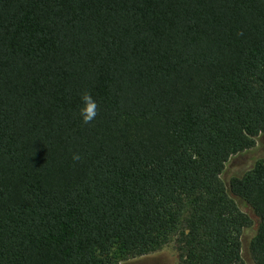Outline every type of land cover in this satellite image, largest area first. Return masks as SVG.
<instances>
[{"label":"trees","instance_id":"trees-1","mask_svg":"<svg viewBox=\"0 0 264 264\" xmlns=\"http://www.w3.org/2000/svg\"><path fill=\"white\" fill-rule=\"evenodd\" d=\"M259 134L264 0H0V264H264Z\"/></svg>","mask_w":264,"mask_h":264},{"label":"rangeland","instance_id":"rangeland-1","mask_svg":"<svg viewBox=\"0 0 264 264\" xmlns=\"http://www.w3.org/2000/svg\"><path fill=\"white\" fill-rule=\"evenodd\" d=\"M262 158H264V134H259L255 137L253 147L234 154L227 160L220 176L225 184H228L232 177L241 176ZM240 207L249 212L253 218V224L245 228L241 234V255L245 264H255L249 253V242L255 234L258 220L246 206L240 204ZM118 252V250H113V254L117 257L120 255ZM176 262L177 253L173 244L167 243L149 254L127 260H120L117 264H176Z\"/></svg>","mask_w":264,"mask_h":264},{"label":"clouds","instance_id":"clouds-1","mask_svg":"<svg viewBox=\"0 0 264 264\" xmlns=\"http://www.w3.org/2000/svg\"><path fill=\"white\" fill-rule=\"evenodd\" d=\"M81 99L83 102V107L80 109V115L82 121L87 124L95 119L98 105L88 93L83 94ZM74 159H78V157H74Z\"/></svg>","mask_w":264,"mask_h":264}]
</instances>
